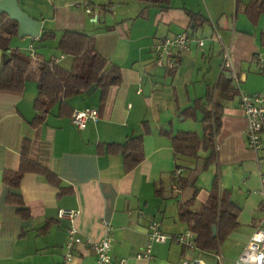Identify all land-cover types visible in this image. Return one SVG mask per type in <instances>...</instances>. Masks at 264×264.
Wrapping results in <instances>:
<instances>
[{"label":"crops","instance_id":"1","mask_svg":"<svg viewBox=\"0 0 264 264\" xmlns=\"http://www.w3.org/2000/svg\"><path fill=\"white\" fill-rule=\"evenodd\" d=\"M249 1L170 0L162 9L143 7L135 0H18L41 27L38 36L28 37L26 47L11 49L28 55L32 45L36 57L32 62L47 60L70 69L73 57L60 52L58 38L63 30L83 31L93 37L95 49L111 66L119 68L121 81L107 89L103 101L97 87L64 100L72 112L85 107L98 110L97 118L83 129L71 124V116L60 114L58 104L40 125L29 124L37 96L35 66L21 91L0 90V264H91L95 256L86 243L65 259L70 226L83 240L91 241L100 240L110 227L111 254L125 258L126 264H180L193 259L219 264L217 253L223 264L234 262L255 229L264 228V127L263 147L249 149L247 119L238 107L239 90L264 91V77L255 59L257 54L264 55L259 44L264 14L252 24L244 12ZM106 4V9H100ZM188 12L198 13L206 22L193 29ZM182 31H188L192 40L173 72L156 67L154 43ZM44 33L53 37L42 39ZM1 34L11 41L12 35ZM223 47L229 50L231 69L239 77L238 88L232 80L236 95L230 101H223L216 90L223 73ZM3 56L0 49V64ZM208 89L224 106L214 137L215 158L203 168L202 156L208 152H200L197 160L177 156L170 136L178 131L203 136L202 112L197 110L191 118L181 111L194 100L204 99ZM136 135L142 136L143 158L126 172L122 154L109 152L107 144L123 143ZM24 139L29 141L30 159L49 169L56 177L54 183L32 172L22 176L17 188L2 182L3 170L18 168ZM178 175L194 181V186L179 188L174 182ZM215 177L238 207V226L219 241L216 251L198 247L186 251L173 240L188 229L179 210H202ZM9 193L19 194L22 202H7ZM58 209L77 214L70 222L58 217ZM150 220L160 222L167 240L151 244L153 259H137L136 253L148 242ZM216 231L212 230L213 235Z\"/></svg>","mask_w":264,"mask_h":264},{"label":"trees","instance_id":"2","mask_svg":"<svg viewBox=\"0 0 264 264\" xmlns=\"http://www.w3.org/2000/svg\"><path fill=\"white\" fill-rule=\"evenodd\" d=\"M143 7L149 5L162 9L167 8L170 0H135ZM106 5H100V9H106ZM244 12L252 24H256L260 15L264 14V0H250L244 6ZM193 29L201 26L206 19L198 13L188 12ZM110 29V28H109ZM11 31V35H17V24L11 21L4 13H0V49L4 56L0 64V90L21 91L29 71L33 66L37 76V96L33 102L35 115L29 124L33 127L40 125L49 110L58 104L60 114L71 116V109L64 103L70 96L87 92L90 86L100 89L101 101L105 99L107 89L117 85L121 81L119 68L112 65L111 68L101 74L108 60L103 57L94 46V39L87 33L79 30H63L58 38L57 48L63 54L73 57L70 69H63L51 61H34L28 55L18 49L10 48V39L1 34L2 31ZM53 37L44 33L42 39ZM259 44L264 49V29L259 34ZM9 50L7 58L5 57ZM34 63V64H33ZM169 72H173L172 70ZM216 90L223 101L233 100L236 88L232 79L221 73L216 83ZM213 91L208 89L204 99H196L193 104L181 111V114L195 118L197 110L202 112L203 136L199 137L192 131H178L170 136L173 152L177 156H184L197 160L201 158L200 152H208L202 156L203 168H206L215 158L214 137L221 124L223 103L217 102L213 97ZM211 106V107H210ZM210 107V108H209ZM66 113V114H65ZM109 152H119L123 157L124 170H132L143 158L142 136H128L123 143L107 144ZM176 170L180 165H176ZM32 172L43 175L48 182H55V175L43 165L33 161L29 157V141L24 139L19 166L16 170L5 169L2 172V182L17 188L22 176ZM174 182L181 189L194 186V181H188L178 175ZM194 187V194L197 192ZM160 190H156L158 194ZM7 202L21 203L19 194L9 193ZM19 212L25 215L23 209ZM238 207L230 199L228 189L219 186L217 177L214 178L209 189V194L202 210L198 212L187 209L179 210V217L187 223L188 229L196 235L195 242L199 249L204 251H216L219 241L223 240L238 226ZM216 226V235L212 233V227Z\"/></svg>","mask_w":264,"mask_h":264},{"label":"built area","instance_id":"3","mask_svg":"<svg viewBox=\"0 0 264 264\" xmlns=\"http://www.w3.org/2000/svg\"><path fill=\"white\" fill-rule=\"evenodd\" d=\"M85 10L91 11V8L86 5ZM219 36L216 35V38ZM192 36L188 31L163 37L156 41L152 47V61L156 67L173 70L180 54L189 46ZM199 46L203 45V41L197 40ZM28 56L34 60L35 52L32 45L28 46ZM257 68L260 74L264 77V55L257 54ZM220 70L226 76L230 77L238 88L239 77L231 69V59L229 50L223 47L222 61ZM238 107L244 113L247 119L245 130L246 145L253 151H258L263 147L261 132L264 127V91L247 94L239 90ZM98 116V110L91 107H85L80 110H74L70 117L71 124L77 129H83L89 120H94ZM216 145V149H217ZM179 172V170H177ZM264 182V180H262ZM77 214V211L71 209H58V217L65 218L72 222ZM110 227L107 226L104 236L98 241L89 239L83 240L76 232L73 226L66 230V241L64 243L65 259L69 260L73 256L74 250L78 245L86 243L93 252L95 259L91 264H126V259L123 257H114L111 254L112 237L109 233ZM195 233L190 229H186L181 233L173 236V240L180 244L186 251H193L197 248L195 242ZM167 240V236L161 229L160 222L150 220L148 222V242L136 253L137 259L151 260L152 243H163ZM219 264L222 263V257L219 253L216 255ZM180 264H205L202 260H184ZM232 264H264V228L259 226L252 233L250 239L234 260Z\"/></svg>","mask_w":264,"mask_h":264},{"label":"water","instance_id":"4","mask_svg":"<svg viewBox=\"0 0 264 264\" xmlns=\"http://www.w3.org/2000/svg\"><path fill=\"white\" fill-rule=\"evenodd\" d=\"M0 13H4L11 21H14L17 24V36L19 38L35 37L39 35L41 22L33 19L25 13L19 6L18 0H0ZM8 53L9 50L5 55L6 58ZM110 68L111 64L107 62L101 74L107 72ZM94 89L95 86H90L87 90V94ZM215 228V226L212 227L213 232L215 231Z\"/></svg>","mask_w":264,"mask_h":264},{"label":"rangeland","instance_id":"5","mask_svg":"<svg viewBox=\"0 0 264 264\" xmlns=\"http://www.w3.org/2000/svg\"><path fill=\"white\" fill-rule=\"evenodd\" d=\"M4 33H7L11 36V31L9 32L8 30L4 31ZM29 43V40H28V37H23V38H19L17 35L13 36L12 35V39L10 41V47L11 46H14V45H18V47L21 45L24 47H26ZM13 44V45H12ZM35 46L37 45V43L34 44ZM29 78H27V81H28ZM202 178V176H201Z\"/></svg>","mask_w":264,"mask_h":264}]
</instances>
